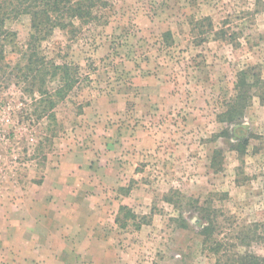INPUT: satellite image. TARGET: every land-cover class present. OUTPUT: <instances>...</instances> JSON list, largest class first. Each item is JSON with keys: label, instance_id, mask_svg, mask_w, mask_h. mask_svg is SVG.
I'll return each mask as SVG.
<instances>
[{"label": "rangeland", "instance_id": "rangeland-1", "mask_svg": "<svg viewBox=\"0 0 264 264\" xmlns=\"http://www.w3.org/2000/svg\"><path fill=\"white\" fill-rule=\"evenodd\" d=\"M105 2L99 21L40 42L47 59L78 67L56 121L37 117L38 95L0 79V200L29 207L6 209L0 264H214L205 209L236 227L264 218V97L236 123L217 117L239 70L264 77V0ZM204 16L236 41L193 28ZM5 28L7 59L23 63L29 16Z\"/></svg>", "mask_w": 264, "mask_h": 264}, {"label": "trees", "instance_id": "trees-1", "mask_svg": "<svg viewBox=\"0 0 264 264\" xmlns=\"http://www.w3.org/2000/svg\"><path fill=\"white\" fill-rule=\"evenodd\" d=\"M105 0H0V79L5 82L15 81L29 95H38V103L34 108L37 117L55 120L52 109L62 100L76 82L78 67L67 62L57 64L46 58L41 51L40 42L45 40L54 29L68 30L74 33L77 25L87 24L101 19L100 13L106 7ZM30 18V33L21 49L23 63H12L7 59L12 51L15 33L5 28V21L19 15ZM193 28L204 27L207 33L217 38L236 41L235 31L225 24L215 27L210 16L190 20ZM224 23V22H223ZM58 78L59 83L53 89L49 80ZM233 95L226 101L224 110L217 117L227 124L236 123L243 117L246 107L254 95L264 97V77L261 70L249 66L235 74ZM226 136L222 130L215 136ZM237 145L236 151L243 154L244 146L249 142ZM174 195L181 192L171 189L164 196L165 201L175 205ZM126 206H120V210ZM205 224L201 227L202 247L214 257V264H264V254L251 250L252 246L264 247V218L261 221L242 224L236 227L229 220L220 219L224 214L220 209H205ZM142 219V218H141ZM115 221H118L116 218ZM184 221V220H183Z\"/></svg>", "mask_w": 264, "mask_h": 264}, {"label": "crops", "instance_id": "crops-1", "mask_svg": "<svg viewBox=\"0 0 264 264\" xmlns=\"http://www.w3.org/2000/svg\"><path fill=\"white\" fill-rule=\"evenodd\" d=\"M3 202V201H2ZM23 202H25L23 199H17V200H13V201H6V202H4V204H1V200H0V209L2 210V209H5V211H3L2 210V213L4 212V214L6 215L4 218H3V222H4V224H0V228H2L3 226V228L5 229V230H7V228H6V226H5V224H8V222H9V220H8V215L6 214V209H10L11 208V210L13 209V211H15V210H17L18 208L19 209H25L26 211L28 210L29 211V207L25 204V203H23ZM27 207V208H26ZM23 209V210H24ZM7 217V218H6ZM21 221V220H20ZM26 223V222H25ZM25 225V224H24ZM20 232L21 233H23V234H26V227H23L22 228V226L20 227ZM1 233V235H0V237H3V235H4V232L3 231H1L0 232Z\"/></svg>", "mask_w": 264, "mask_h": 264}]
</instances>
